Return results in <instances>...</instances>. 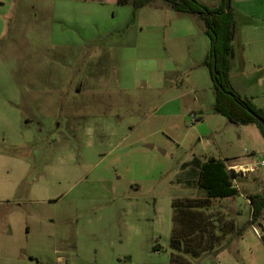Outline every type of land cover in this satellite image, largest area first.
Here are the masks:
<instances>
[{
  "label": "rangeland",
  "instance_id": "374dc122",
  "mask_svg": "<svg viewBox=\"0 0 264 264\" xmlns=\"http://www.w3.org/2000/svg\"><path fill=\"white\" fill-rule=\"evenodd\" d=\"M0 1V264H169L173 202L205 197L198 175L184 166L193 150L203 148L192 131L199 118L192 114L195 125L182 121V131L192 135L177 146L162 133L147 138L158 128L152 117L116 104L113 91L85 88L83 96H75L73 82L92 80V69L101 73L99 84L116 79L109 58L125 46L126 12L111 0ZM263 8L255 16L235 12L232 79L238 94L246 91L240 79L258 83L262 77L244 67L239 34L245 24L263 20ZM47 22L48 31L42 30ZM198 27L210 49L205 23ZM207 74L200 85L213 86L209 69ZM45 84L46 94L40 89ZM110 97L111 106L105 104ZM42 98L62 99L65 110L57 116L44 112L38 104ZM72 102L83 105L89 117H73ZM140 123L131 134L130 126ZM208 125L200 131L207 138L215 131L209 138L214 155L248 150L238 138L239 125L222 115L212 120L213 128ZM198 155L203 161L215 158ZM234 165L228 162V169ZM254 168L247 173L250 179L240 172L237 196L215 199L202 209L204 216H213L211 223L203 221V229L213 230L221 243L229 241L227 250L220 258L179 253L190 264H264V211L253 223L247 199L263 191L264 166ZM234 226L243 232H232ZM181 227L176 224L178 234Z\"/></svg>",
  "mask_w": 264,
  "mask_h": 264
},
{
  "label": "crops",
  "instance_id": "0c3cea01",
  "mask_svg": "<svg viewBox=\"0 0 264 264\" xmlns=\"http://www.w3.org/2000/svg\"><path fill=\"white\" fill-rule=\"evenodd\" d=\"M82 1L84 4L90 2L97 3L95 0ZM198 1L212 8L220 7L224 2V0ZM263 1L264 0H232L234 16L237 9L243 10L254 16L260 14L259 8L264 7ZM111 2L124 8L126 12V30L124 31L122 43V45L125 46L123 49H119L118 52L110 55L109 58L108 68L115 74L116 79L113 83L110 82L105 85L99 84L100 82H97L98 78L96 75H100L101 73L96 69H92L91 72L93 74L96 73L93 75L92 80L88 81L86 84L84 81H81V79L73 82L72 86L75 88V96L77 98L83 96L85 94V88L88 90L108 89L109 91H113L115 92V96H117L116 99H114L116 104H129L133 107L132 112L135 115L141 116L147 111L148 117H152V126H157L158 128L156 131H153L155 133H148L147 138H152V136L162 133V135H164L163 137H166L177 146H181L188 141V138H191V130L189 135L182 131L181 123L189 119L191 123L195 125V122H192V114H195L199 118V125L194 127L192 131H194L193 134H196L195 136L198 137V143L200 146L202 145L203 148L200 150H193L191 152V157L186 159L184 163H188L195 157H199L198 153H200L201 156L207 155L222 160L226 165H228V162L234 163L235 165L231 166L230 169L239 166L242 169H250L254 172V166H259L257 164L264 162L262 161L263 159H261V155L264 156V136L261 130L256 128L253 123L248 125L239 124L242 130L241 133L238 134V138L248 148L242 155H229L228 153L226 155L225 153H221L222 156L214 155L215 153L210 149L213 145L212 140L209 138L215 134V131L211 130V134L208 135L209 138L201 134L200 130L203 125H208L209 123L211 128H213L212 120H216L218 115H221L215 111L216 95L214 85L208 87H204L207 86L205 84L200 85L202 82L204 83L208 77V68L204 65V61L210 51V49L206 47V43L204 42L206 40L202 38L198 27V23H202L203 21L195 14L174 10L170 4L162 0H156L138 9L131 3L118 4L117 0H111ZM257 2H259V6H257ZM98 3L103 4L106 2L105 0H100ZM0 4L4 3L0 1ZM261 12H264V8ZM263 20L258 23L245 24L241 28L239 34L244 67H253L257 72H262V77L258 83L254 82L255 79H240L243 81L246 91H244V93H239V95L249 100L254 107L262 111H264ZM235 24L234 41L237 35L236 18ZM42 25H45V29L42 28V30L48 31L50 22ZM204 35H207L206 29L204 30ZM236 58L237 54L233 46V55L230 60V80L233 87L232 70ZM48 88L49 86L47 84L40 87L45 94ZM112 101L113 99L110 97L108 101H105V104L107 103L111 106ZM38 104L44 108V112L50 110L53 114L55 113V116H57L59 112L65 110L62 99L58 98H42L38 101ZM73 104L75 105V103L72 102V105ZM149 106H153V109L149 110ZM10 108L9 106V109ZM208 108H212L211 111L214 113L213 116L209 115ZM84 110L83 105H75V107L72 108L73 117L78 119L89 117V114ZM138 118L137 116L135 120ZM140 125H143V123L131 125V134L138 131ZM152 128L149 127L148 130ZM150 146L153 145H147L146 147L151 150L154 149V146L153 148H150ZM246 152L252 155L247 157ZM164 153L166 152L164 151ZM255 160H260L261 162L257 164L252 163ZM241 176L242 175L239 173V177L235 180V183ZM243 176L247 178L248 174L246 173ZM250 178L251 177H248V179ZM256 183V178L252 179V181L250 180L251 185ZM262 192L259 190L250 195L262 194ZM227 247L228 244L225 245L222 252H218L214 255L220 258L227 250Z\"/></svg>",
  "mask_w": 264,
  "mask_h": 264
},
{
  "label": "trees",
  "instance_id": "16d2710c",
  "mask_svg": "<svg viewBox=\"0 0 264 264\" xmlns=\"http://www.w3.org/2000/svg\"><path fill=\"white\" fill-rule=\"evenodd\" d=\"M154 1L156 0H117V3H131L138 9ZM162 1L170 4L178 12L197 15L205 23L206 33L210 38V51L204 65L209 69L214 84L215 111L234 124L248 125L255 123L264 136L263 127L245 108L249 107L263 119L264 111L254 107L249 100L243 99L235 91L230 80V60L233 55L236 25L232 6L227 11L225 0L222 6L216 8L209 7L198 0ZM184 166H191L196 172L198 186L205 192V197L173 202L174 227L171 235V247L174 252L169 264H190V261L179 253L200 259L207 254H217L220 247L224 248L229 241L224 240L221 243L219 236L215 235L213 230L207 233L203 229V221L211 223L213 216H204L202 209L208 208L215 199L234 197L239 194V190L235 185L239 173L229 170L224 161L216 158L203 161L195 157L192 161L185 163ZM247 198L252 205V222L254 223L260 219L264 211V188L262 194L248 195ZM176 224L183 226L179 234L176 230ZM234 227L235 229L233 228L232 232L239 233V235L243 232V229ZM262 239L264 241V235ZM223 244L224 246H222Z\"/></svg>",
  "mask_w": 264,
  "mask_h": 264
},
{
  "label": "water",
  "instance_id": "95a60500",
  "mask_svg": "<svg viewBox=\"0 0 264 264\" xmlns=\"http://www.w3.org/2000/svg\"><path fill=\"white\" fill-rule=\"evenodd\" d=\"M232 6V0H225V8L226 10H230ZM247 112H249L255 119L257 122H259V124L263 127L264 129V119L262 117H260L259 115H257L253 110H251L249 107L245 108ZM150 148H153V146H150Z\"/></svg>",
  "mask_w": 264,
  "mask_h": 264
},
{
  "label": "built area",
  "instance_id": "2783aa9c",
  "mask_svg": "<svg viewBox=\"0 0 264 264\" xmlns=\"http://www.w3.org/2000/svg\"><path fill=\"white\" fill-rule=\"evenodd\" d=\"M257 165L264 166V162L259 163V164H257ZM233 169H234V171H236V173H240V172L242 171L244 174L253 171V170H250V169H244V170H237L236 168H233Z\"/></svg>",
  "mask_w": 264,
  "mask_h": 264
}]
</instances>
